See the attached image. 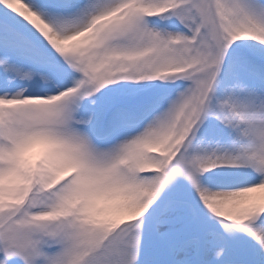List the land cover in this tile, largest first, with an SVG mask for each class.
<instances>
[{"label":"snow or ice","instance_id":"1","mask_svg":"<svg viewBox=\"0 0 264 264\" xmlns=\"http://www.w3.org/2000/svg\"><path fill=\"white\" fill-rule=\"evenodd\" d=\"M0 264H264V0H0Z\"/></svg>","mask_w":264,"mask_h":264}]
</instances>
